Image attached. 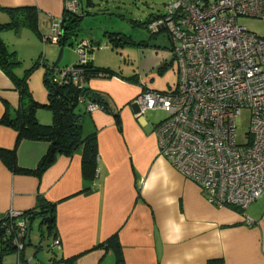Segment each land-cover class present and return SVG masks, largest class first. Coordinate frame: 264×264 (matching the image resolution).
<instances>
[{
	"label": "crops",
	"instance_id": "obj_1",
	"mask_svg": "<svg viewBox=\"0 0 264 264\" xmlns=\"http://www.w3.org/2000/svg\"><path fill=\"white\" fill-rule=\"evenodd\" d=\"M65 2L0 0V6H36L45 33L50 30L51 19L62 16ZM8 20L9 15L0 10V22ZM16 32L22 33L23 28ZM1 36L7 42L9 32ZM8 47L18 53L15 46ZM170 60L162 56L160 65ZM160 65L157 73L163 78L170 68L160 74ZM172 70L176 77L165 87L152 85L140 73H134L138 74V83L117 76H98L87 83L108 106V110L88 111L80 105L84 134L95 132L98 138V172L94 180L83 177L81 151L59 154L41 178L14 174L0 159V213L10 208L28 211L37 205L38 195L57 203L58 236L55 240L45 238L51 244L42 257L36 246L31 254H27L26 247L24 254L30 264H49L54 259L77 255L76 264H114L111 249L94 247L116 232L126 264H264V195L243 212L210 203L197 183L158 154L156 128L164 119L153 122L145 118L149 110L137 115L136 99L142 90L168 89L177 81L175 65ZM17 74L24 72L17 70ZM29 87L38 102H48L46 85L30 86L29 81ZM4 101L18 107L19 94L0 69V118ZM38 119L51 124L53 113L42 108ZM17 135L12 127L0 124V147L14 148ZM48 146L45 141L22 139L17 146L19 165L35 168ZM246 215L256 222L248 225ZM4 264L21 263L16 255L13 260L6 257Z\"/></svg>",
	"mask_w": 264,
	"mask_h": 264
},
{
	"label": "built area",
	"instance_id": "obj_2",
	"mask_svg": "<svg viewBox=\"0 0 264 264\" xmlns=\"http://www.w3.org/2000/svg\"><path fill=\"white\" fill-rule=\"evenodd\" d=\"M65 6L79 12L78 0ZM240 17L264 20V0H176L148 29L171 35L177 81L166 90L145 87L136 103L137 115L156 109L168 114L156 128L160 156L197 183L210 203L245 211L264 195V35L240 24ZM62 34L59 17L43 41L58 44ZM89 45H78L82 63ZM69 77L81 88L86 84L79 68L59 71L60 83ZM99 108L87 101L86 110ZM245 109L250 126L240 142L236 119ZM28 230L23 211L0 213V232L15 242L19 263Z\"/></svg>",
	"mask_w": 264,
	"mask_h": 264
},
{
	"label": "trees",
	"instance_id": "obj_3",
	"mask_svg": "<svg viewBox=\"0 0 264 264\" xmlns=\"http://www.w3.org/2000/svg\"><path fill=\"white\" fill-rule=\"evenodd\" d=\"M88 4H91V0H88ZM0 10H4L9 15L8 21L0 22V69L11 79L15 90L19 94L18 107H14L7 101H4L5 108L0 118V124L12 127L18 132V135L14 148L8 149L0 147V159L14 174L35 175L41 178L55 163L59 154L73 155L77 151H81L83 177L86 180H94L98 172V138L95 132L88 135L84 134L83 113L80 111V105H83L86 109L87 101L89 100L99 104L101 108L105 110H108V106L104 97L100 93L92 91L87 83L92 78L98 76L107 78L117 76L138 83V74L124 76L121 71L114 70L108 66L97 65L93 59H88L85 63L79 60L73 67L79 68L85 76L86 84L81 88L73 77H69L67 81L60 83L59 73H56V68L47 66L44 82L48 91V102L40 103L34 98L29 87L30 74L34 68L37 67L39 60L36 61L32 67L26 69L23 75H18L17 69L22 61L18 58L16 51L11 50L1 36L5 31H19L21 28L28 27L43 41L44 31L40 28V11L34 5L14 7L0 6ZM167 14L168 12L166 14H151L145 21L141 22L140 25L148 28L151 22L165 17ZM84 15V13L72 12L65 6L61 16L63 34L59 39V46H65L72 36L78 35ZM53 19H51V21ZM166 32L169 39L172 41L168 30H166ZM115 34V37L110 36L114 46H121L124 43L149 45L148 40L135 41L132 36H127L124 33L117 32ZM154 34L155 33H152V35ZM91 44L90 41L89 46H91ZM173 59L165 61L160 65L158 72L163 74L173 64ZM42 62L47 65L45 60ZM42 108H47L52 111L54 120L51 124H44L38 119V111ZM22 139L45 141L49 144L47 151L41 157L35 168H24L18 163L17 146ZM231 208L240 210L237 207ZM24 216L29 220V230L34 222L39 220L41 239L39 243L35 245L37 249L40 250L42 248L45 238L53 237L54 240L57 238L56 202H52L38 195L37 205L28 211H24ZM29 230L28 234L23 237L24 249L20 253L21 264H30L24 254L25 248L29 244H32L29 238ZM6 236L7 234H5L4 231L0 232V264H4V259L7 255L15 252L17 253L15 242L9 235ZM102 247L113 251L115 255L114 264H126L123 247L117 232L94 248ZM78 257L79 255L69 258L54 259L53 263L49 264H76ZM37 263L41 264L39 262H36V264Z\"/></svg>",
	"mask_w": 264,
	"mask_h": 264
},
{
	"label": "rangeland",
	"instance_id": "obj_4",
	"mask_svg": "<svg viewBox=\"0 0 264 264\" xmlns=\"http://www.w3.org/2000/svg\"><path fill=\"white\" fill-rule=\"evenodd\" d=\"M176 0H79V13H84L80 24L78 35L72 36L63 46V56L56 67L59 70L69 68L80 60L77 50L78 45L83 40L91 41V46L86 48L88 59H93L97 65L109 66L114 70L121 71L124 76L140 73L141 77L148 80L152 85L165 87L168 82H172L176 74L172 70V64L162 78L157 73V67L161 64L162 56L172 59V41L169 39L166 30L152 35V32L141 22L145 21L151 14H166L169 7ZM239 23L257 34L264 35V20L252 17H240ZM9 39L6 42L11 48L16 47L18 57L21 58V65L18 71L23 73L32 67L39 60L37 67L30 74L29 81L37 86H45L44 72L52 67L57 61L62 46L56 43H44L28 27L23 28V32L18 34L14 30H9ZM124 33L132 36L135 41L148 40L150 45H137L124 43L116 45L111 42V37L115 33ZM119 35V34H118ZM99 45H95L96 43ZM114 47V48H113ZM91 49V50H90ZM45 60V65L42 61ZM154 77V78H152ZM168 79V80H167ZM167 112L162 109L149 110L145 118L159 122L167 117ZM237 139L242 142L243 136L249 131L250 111L245 109L236 119ZM31 243L27 246V254L35 251V244L39 242V220H36L30 231ZM29 233V234H30ZM51 240H43V246L38 251L39 257L46 255L49 250ZM1 249V243H0ZM17 253L7 255V258L15 259Z\"/></svg>",
	"mask_w": 264,
	"mask_h": 264
},
{
	"label": "water",
	"instance_id": "obj_5",
	"mask_svg": "<svg viewBox=\"0 0 264 264\" xmlns=\"http://www.w3.org/2000/svg\"><path fill=\"white\" fill-rule=\"evenodd\" d=\"M99 44H100L99 42L96 43V45H99ZM63 52H64V48L61 47L59 57H58L57 61L54 63L53 68H56L57 67L58 63L60 62V60H61V58L63 56Z\"/></svg>",
	"mask_w": 264,
	"mask_h": 264
}]
</instances>
